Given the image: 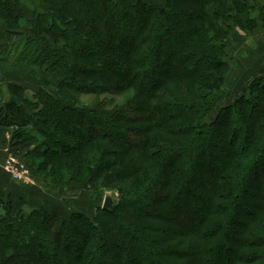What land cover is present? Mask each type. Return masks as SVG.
Instances as JSON below:
<instances>
[{
  "label": "trees",
  "instance_id": "obj_1",
  "mask_svg": "<svg viewBox=\"0 0 264 264\" xmlns=\"http://www.w3.org/2000/svg\"><path fill=\"white\" fill-rule=\"evenodd\" d=\"M261 27L264 0H0V135L37 182L120 195L93 217L0 198V264H264V77L225 87Z\"/></svg>",
  "mask_w": 264,
  "mask_h": 264
},
{
  "label": "rangeland",
  "instance_id": "obj_2",
  "mask_svg": "<svg viewBox=\"0 0 264 264\" xmlns=\"http://www.w3.org/2000/svg\"><path fill=\"white\" fill-rule=\"evenodd\" d=\"M264 28V27H261ZM259 28V29H261ZM258 29V30H259ZM254 33V32H252ZM248 35V34H243V31H240L238 35H236L231 43L230 47L228 49V57L226 58L227 61H229L230 64V70L228 72L227 76V82H226V90L229 93V103H232L235 101L238 95L241 94L243 88L246 86L247 82L251 79V77L245 75V78L240 80L238 78V75L235 74L237 71H245V73H248V69L246 68L248 66V60H244L242 58H245L244 55L245 53H237V43H236V38L239 35ZM251 34V33H249ZM3 39H2V44L7 43V36L5 34H2ZM245 44V43H244ZM246 51V50H244ZM240 64V66L238 65ZM254 64V63H253ZM238 65V66H237ZM244 68V70H243ZM251 73V72H250ZM29 80H24L27 85L30 87L29 90H32L34 87L37 88L39 86H48L49 88H56L57 82L60 80V77H48L47 75L43 73H37L33 75H28ZM30 94V91H29ZM133 92H129V94H125L123 97L115 96L112 97L111 95H94V94H83L79 95V99L84 105L90 106L97 104L100 102L103 98H115V101L117 103H124L127 99L128 96H132ZM217 111H214L213 113L210 114L209 119L214 118L215 114ZM9 136V137H8ZM8 137V140H11L12 134L11 130L6 136ZM8 149V148H6ZM0 150H2V147H0ZM11 153H15V156L18 157L19 159L22 160L23 154H17L15 151L9 149ZM7 155V151H5L4 156ZM3 157V156H2ZM6 157V156H5ZM5 171V170H4ZM6 172V171H5ZM32 171L30 170V173ZM31 176L35 180L34 184H29L28 187L33 190V193L36 192L39 194V198H32L30 201H25L26 205L25 209L30 210L33 207L36 206H42L45 205L47 206L50 210L53 212H57L59 214H63L64 216H67L73 211H81L89 215L90 217H93L96 213V210L99 206H102L104 204V200L106 196H111L113 198H119V193L117 191L113 190H106L103 193H95L92 190H89L87 188H79L76 185H65V186H53L52 184L48 183V181H40L37 182L35 179L33 173H31ZM27 186V184H26ZM35 194V193H34ZM103 194V195H102ZM5 200H8L7 198H4ZM13 199V198H12ZM15 200H18L14 198ZM38 200L40 202H38ZM35 201V202H34ZM30 202V203H29ZM21 204H24L22 200H20ZM19 203V204H20ZM0 213H3V210L0 209Z\"/></svg>",
  "mask_w": 264,
  "mask_h": 264
},
{
  "label": "crops",
  "instance_id": "obj_3",
  "mask_svg": "<svg viewBox=\"0 0 264 264\" xmlns=\"http://www.w3.org/2000/svg\"><path fill=\"white\" fill-rule=\"evenodd\" d=\"M235 40L238 48L237 53L246 54L244 55L245 58L242 59L248 60V66L246 68L249 70L248 73L242 70L239 72L237 71L235 74L238 75V78H243L244 80L247 74L251 78L264 77V28L248 35L240 34ZM238 65L240 66V64ZM8 133L9 132H6V134L0 135V138L6 137ZM8 137H6V140H8ZM9 144V141H6L5 144L0 143V147H2V150H0V198H24L25 201H31L32 198H39L40 196L38 193L34 192V194L32 189L25 186L20 181L14 180L12 176L4 171L3 166L5 157L3 159L2 156L5 154V151H7L6 148L9 149ZM38 202L40 201L38 200Z\"/></svg>",
  "mask_w": 264,
  "mask_h": 264
},
{
  "label": "built area",
  "instance_id": "obj_4",
  "mask_svg": "<svg viewBox=\"0 0 264 264\" xmlns=\"http://www.w3.org/2000/svg\"><path fill=\"white\" fill-rule=\"evenodd\" d=\"M3 169L12 176L14 180L20 181L25 185L35 183V180L31 176L30 169L21 159L15 156V153H11L9 149H7Z\"/></svg>",
  "mask_w": 264,
  "mask_h": 264
},
{
  "label": "water",
  "instance_id": "obj_5",
  "mask_svg": "<svg viewBox=\"0 0 264 264\" xmlns=\"http://www.w3.org/2000/svg\"><path fill=\"white\" fill-rule=\"evenodd\" d=\"M114 204V198L111 196H106L105 200H104V204H103V208L105 210L111 208Z\"/></svg>",
  "mask_w": 264,
  "mask_h": 264
}]
</instances>
